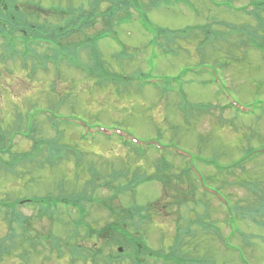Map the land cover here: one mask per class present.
I'll return each instance as SVG.
<instances>
[{
    "label": "rangeland",
    "instance_id": "obj_1",
    "mask_svg": "<svg viewBox=\"0 0 264 264\" xmlns=\"http://www.w3.org/2000/svg\"><path fill=\"white\" fill-rule=\"evenodd\" d=\"M93 1L0 0V16L3 20L11 17V24L17 23L16 29L20 25L26 30L32 26L48 28L66 44L87 37L101 41L95 52L101 56L104 70L111 74L103 83L99 69L90 75L65 63L59 69L49 64L47 70L39 68L33 73L31 58L26 68L21 57H0V129L4 130L6 146L12 130L27 132L26 116L36 120L42 136L54 138L56 132L48 126V117H42L46 113L56 119L59 131L64 133L61 142L76 149L72 153L76 164L62 161L49 166L42 157L39 162L44 167L17 164L10 171V156L0 160V239L6 241L9 235L10 214L3 206L24 200L28 204L21 205L17 212L30 219L26 223L30 229L25 233L21 231L22 223H14L16 236L6 245L14 251L18 249L14 252L18 253L17 258H11L9 250L4 251L0 264H95L91 259L78 261L83 257L71 260L75 256H71L70 247L79 244L89 249L103 245L105 255L115 256L117 247L113 242L109 245L95 237L91 241L70 240L71 233L76 226L84 238L83 230L101 229L125 218L120 211L130 209L133 203H151L156 209L138 232L144 235L143 241L150 250H169L179 244V224L183 229L190 227L195 235L193 242L188 241L191 238L182 242L180 248L185 255L211 258L216 264H242L237 254L243 253L248 264H264V215L251 214L249 219L250 212L262 209L261 197L264 199V56L241 45L250 37L264 41V24L255 29L260 18L254 20L250 14L227 7L228 3L231 8L246 6L250 0H119L111 13L107 9L114 0ZM222 1L226 5L220 6ZM91 5H95L94 11ZM55 6L63 8L50 11L51 7L58 8ZM92 12L96 18L88 27H82L80 21L79 29H66L71 26L67 25L69 22L85 20ZM20 20L22 24L18 23ZM248 24L254 29L252 32L243 26ZM224 26L237 33L228 36ZM217 33L225 37L209 43L208 35ZM231 39L237 40L234 47H230ZM80 58L83 63H90L88 54L80 53ZM144 74L161 83L168 78L178 80L157 88L143 87L136 77ZM214 78L226 95L224 100L236 103L249 115L220 108L226 102L208 84ZM181 93L190 104L211 103L212 110L192 112L189 119V113L186 117L179 110L188 106ZM117 127L135 134L143 143L156 141L161 133L162 143L175 148L171 149L174 154L167 157V162L174 165L169 167L168 187L148 181L136 188L135 198L122 190L136 173L143 178L153 177L159 155L148 151L147 156L139 157L117 140L95 139L99 129L112 131ZM13 141L14 154L32 151L33 142L22 135H16ZM178 150L185 153H177ZM76 156H81V165ZM239 162L243 164L232 169L235 176L224 174V170L227 172ZM88 166L107 178L112 172L124 170L129 175L112 183L111 188L108 180L90 177ZM176 176H181L180 190V183L173 180ZM117 184L122 187L115 196ZM252 188L258 193L252 194ZM85 189L88 192L84 193ZM74 193L108 201L110 204H106L118 215L110 217L102 205L83 202L86 217L67 205H58L56 213L52 205L50 217L40 218L36 209L40 204H33L35 197L57 199ZM235 206L238 215L233 210ZM206 212L209 232L200 230L201 225L197 224L199 218L205 222ZM138 223L137 219L128 224L127 230L134 236ZM37 237L39 245L35 247L31 242ZM55 239L63 254L51 250L49 241ZM98 264H103V260Z\"/></svg>",
    "mask_w": 264,
    "mask_h": 264
},
{
    "label": "trees",
    "instance_id": "obj_2",
    "mask_svg": "<svg viewBox=\"0 0 264 264\" xmlns=\"http://www.w3.org/2000/svg\"><path fill=\"white\" fill-rule=\"evenodd\" d=\"M119 0H114L112 6L109 8V10L107 12H112L115 8L118 7L117 2ZM259 1V0H257ZM92 11H94V8H92ZM91 16L93 17H89L86 18L85 20H79L77 22V25L75 27V29H73L74 27H67L66 29H71V30H77L81 27L84 26V28L88 27L89 22L93 21L96 16L94 15V12H92ZM1 17V16H0ZM120 19V18H119ZM118 19V21H119ZM80 21H82L83 23L81 25H79ZM7 21L3 20L0 18V35L2 36H7L6 39L13 37L17 31L16 29H14V27L11 25H6ZM61 29H63V27H60ZM83 28V29H84ZM203 29V27H200ZM25 29V28H23ZM231 30H233L232 28H230ZM205 31V30H204ZM23 33V31H21ZM42 33V39H46L49 41H54L56 43V50L55 51L52 47H45V50L43 51L44 53L42 54H38L36 52V50H34L32 47H36V46H30L27 45V50L26 51H18L20 53V56L22 58V61L25 63L26 68L29 66L28 64V58H32L31 60V67H32V71L33 73H35L39 68H43L44 70H47V64L50 63L52 60H54V55H56V63L59 62H67L68 64H73L71 63V57L74 56V58L76 60L79 59V54H80V50H82L83 47H80L79 45H74V44H70V45H64L62 41H60L61 39H59V36L57 34L52 33L48 28H42L40 29L39 27H35L31 30V34L33 35H40ZM233 37V36H232ZM229 37V38H232ZM207 40H210L209 38ZM230 41V47H234L235 43H237L236 39H231ZM89 48L92 49L91 52V65L89 66L90 70L93 71L94 69H99L100 70V75L99 78L101 80V82H107V79L110 78V72H106L102 66V63L100 62L101 59H99L100 57L96 55V53H94V50L97 49V46L94 48L92 46H87ZM11 55L14 57H18L19 53L14 49L11 48ZM65 55V56H64ZM61 56V58H60ZM64 56V57H62ZM38 59V60H36ZM2 63V61H1ZM40 71V70H39ZM109 75V76H108ZM148 76V75H145ZM153 76H148V78H152ZM154 86L159 87L158 84H155ZM189 113V119L191 118V113L192 110H188L187 111ZM187 117V116H186ZM50 123H48V126L52 129L55 130L56 132V136L54 138H45L42 130L40 129V127L37 125L36 121L32 118V117H27L26 116V128L28 129L27 132H25L24 137L31 140L33 142V148L31 152H27V153H23V154H14L13 153V147L11 146H6L5 143V137H4V130L0 129V160H2L3 157L5 156H10V171H13V167L14 165L17 164H38V166H42L43 162H39L40 159L43 157L44 160L46 161L47 164H49V166H57L59 165L62 161H71L72 163L74 161L72 153H74L76 151V149L74 147H71L69 145H67L66 143H64L63 141L61 142V140L63 139L64 133L59 131L58 129V125L56 123V120H52L49 119ZM20 128L22 127L21 124L23 121H20ZM13 132H10L9 135H11L13 133V135L11 136V138L8 139V142L10 143L9 145L13 144V140H14V135L18 134L20 129H16V131L12 130ZM162 135L161 133L158 134V138L160 143L162 142ZM108 141H113L111 139H109ZM128 144L127 147L131 150L134 151L137 156L139 157H144L146 156V152L142 151L141 149L135 148L133 147L135 144L125 141ZM122 143H124L122 141ZM163 147H165L164 145H162ZM153 150H158L157 147H152ZM250 153H254V150H251ZM46 155V156H45ZM75 160L78 162V165H81V156H76ZM208 164V162H207ZM243 163H235L233 165V168L229 169L227 172L226 170H224V174L225 175H234V171H231L232 169H236L239 166H241ZM171 164H169L166 160H160L157 164H156V168H157V173L155 175L156 178H159L163 182L165 187H168V182L170 180V175L169 172H171V169H169V167ZM40 166V167H41ZM169 171V172H168ZM88 172H89V176L92 178H103L108 180L109 184L111 185L112 183L115 184L117 181L124 179V178H128V171H122V172H112L111 175L108 176V178L104 175L100 176L99 175V171H96V168L94 169L93 166H88ZM165 172V173H164ZM167 172V174H166ZM178 178H173L174 181H176L179 184V190L182 184V180H181V176H176ZM150 180V177H140L138 173H136L134 175V177L131 180H127V185L124 189H122L123 191H128L130 192V194L132 193V197L134 196L135 198V193H136V188H138L139 185H141L142 183H144L145 181ZM172 180V179H171ZM87 182V181H86ZM122 185L117 184L115 188L116 191H114L115 196H118V190L119 188H121ZM111 188H113V186L111 185ZM194 189V188H193ZM195 190V189H194ZM250 191L252 192V194H257L258 191L256 189L252 190L250 189ZM88 192L85 189L86 193ZM116 198V197H115ZM92 199H95V196H88L82 193H74L73 195H71L70 197H61V198H45V197H40V198H34V203L33 204H40V208H36L39 210V217L42 218V216L49 215L50 217V210L49 208L53 205V207L56 209L58 208V205H62V204H66L67 206L70 207H74V208H78L79 209V213L81 215H84L85 212V208L82 206L83 202H89ZM98 202L100 203H109L108 201L104 202L102 199L98 200L96 199ZM262 200V204L260 205V207H262V209L264 208V199L261 197ZM24 200H15L13 204L7 205V206H3L4 210L10 214L9 216V220L6 222L9 228V235L7 236L6 241H2V239H0V259L3 256L4 251L9 250V254L11 258H17V254H15L14 252H17L18 249L16 251H14L12 249V247H10L11 245H6L8 243L11 242V240L13 239V236H16V229H15V222L18 223H22L21 227V231L23 233L27 232L30 228L27 226L26 223L29 222V217H25L23 214H20L17 212V206L19 202H23ZM9 202V201H7ZM105 205V207L107 209L111 210V217H115L118 215V211L116 209H112L110 206ZM110 204V203H109ZM132 206L130 207V209L126 210V211H120V214L122 215L124 213V216H126L125 218H120L119 220H117L114 223L108 224L107 226L101 228V229H90L88 228L84 234V238H82V236L79 234L78 232V228L75 226L73 232L71 233L70 236V240L77 238L78 240L81 239H85V240H89L92 238H96L98 239H102L105 243L111 245L110 243L113 242L112 245L117 247V251L115 252V256H112L110 254L105 255L104 252V247L103 245H100L96 248L93 249H89L85 246H83V244H79L77 247H70V253L71 256H75L73 260H78V258L83 257L81 260L83 261H87L88 259H91L94 261L95 264H98V262L102 259L103 260V264H216L215 260L211 259V258H206V257H192L191 255L188 256V254H183L181 252V244L184 241V239H190L188 240L190 242H193L195 240V235L192 233L191 228L189 227V225H187L186 227H189L187 229H183L180 227V225H177V230L176 233L179 235V239H180V243L176 244L174 247H172L169 250H150L146 244L144 243L143 239H144V235L142 236L141 234H139L138 232L141 231V226L148 222L149 219L151 218L152 213L156 212V209H154V207L151 205V203L147 204V205H138L136 203L131 204ZM263 205V206H262ZM235 209V213L237 214L238 209L236 208V206L234 207ZM261 208H257L254 209V212H250L249 213V219H250V215H256V216H262V214L264 215V210L262 211ZM253 210V209H252ZM57 213V211H56ZM207 213L205 214L206 216V220L205 222L202 221L201 218L198 219V223L200 224L201 227L199 228L202 231H207L209 232V227H208V217H207ZM238 215V214H237ZM255 220L254 222L257 221L256 217H254ZM116 219H118V217H116ZM138 219L139 223L137 224V228H136V234L135 236L133 234L130 233L129 230H127L128 228V224L129 221L134 222ZM34 219H31V221H33ZM30 221V224H31ZM184 226V228H186ZM81 229V228H79ZM242 233V232H241ZM216 234V233H214ZM51 235V234H48ZM46 235V236H48ZM245 235V234H244ZM43 236V237H46ZM5 240V239H3ZM35 242H31L32 245H35V247H37L39 245L38 242V237L34 240ZM59 240L55 239V240H50L49 243H51V250H56L58 251V253H62L63 252L61 250H59V246L60 243H56L55 242ZM3 243V244H2ZM41 245L43 244L40 243ZM97 244V243H95ZM37 245V246H36ZM105 245V244H104ZM34 247V248H35ZM122 248L124 251L122 253H119L118 249ZM28 249V248H27ZM230 250V249H229ZM68 251V253H69ZM25 255H26V250H24ZM232 252V251H231ZM33 253V252H32ZM28 254V253H27ZM30 254H28L29 257ZM238 255V254H237ZM70 256V255H69ZM239 258V261L242 264H248V260L246 259V257H244L243 253H240L239 256H237Z\"/></svg>",
    "mask_w": 264,
    "mask_h": 264
},
{
    "label": "flooded vegetation",
    "instance_id": "obj_3",
    "mask_svg": "<svg viewBox=\"0 0 264 264\" xmlns=\"http://www.w3.org/2000/svg\"><path fill=\"white\" fill-rule=\"evenodd\" d=\"M58 7V6H57ZM60 8V7H59ZM63 8V7H62Z\"/></svg>",
    "mask_w": 264,
    "mask_h": 264
},
{
    "label": "bare ground",
    "instance_id": "obj_4",
    "mask_svg": "<svg viewBox=\"0 0 264 264\" xmlns=\"http://www.w3.org/2000/svg\"><path fill=\"white\" fill-rule=\"evenodd\" d=\"M96 139V138H95Z\"/></svg>",
    "mask_w": 264,
    "mask_h": 264
}]
</instances>
